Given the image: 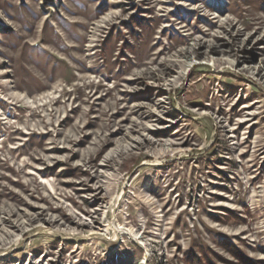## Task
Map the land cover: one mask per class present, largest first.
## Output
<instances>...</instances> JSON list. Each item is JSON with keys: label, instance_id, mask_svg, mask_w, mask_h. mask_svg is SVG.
I'll list each match as a JSON object with an SVG mask.
<instances>
[{"label": "rangeland", "instance_id": "1", "mask_svg": "<svg viewBox=\"0 0 264 264\" xmlns=\"http://www.w3.org/2000/svg\"><path fill=\"white\" fill-rule=\"evenodd\" d=\"M0 264H264V0H0Z\"/></svg>", "mask_w": 264, "mask_h": 264}]
</instances>
